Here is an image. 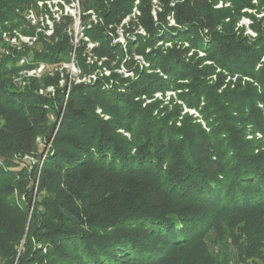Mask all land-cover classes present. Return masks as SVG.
Instances as JSON below:
<instances>
[{
	"label": "trees",
	"instance_id": "trees-1",
	"mask_svg": "<svg viewBox=\"0 0 264 264\" xmlns=\"http://www.w3.org/2000/svg\"><path fill=\"white\" fill-rule=\"evenodd\" d=\"M33 1L0 0L1 46L8 26L35 34L23 13ZM218 1L79 0L80 24L99 43L76 50L80 66L111 74L75 84L68 97L57 85L54 95L13 89L23 66L1 55L0 182L14 179L26 194L0 201L3 264H264V19L246 12L255 37L238 26L242 9L264 0H232L234 9H216ZM74 23L62 15L53 34H41L35 61L69 59ZM120 29L125 44L113 42ZM168 90L176 97L162 105L155 94ZM61 107L54 154L39 169L24 156H40L41 132L10 115L3 123V111H31L49 126Z\"/></svg>",
	"mask_w": 264,
	"mask_h": 264
},
{
	"label": "rangeland",
	"instance_id": "rangeland-1",
	"mask_svg": "<svg viewBox=\"0 0 264 264\" xmlns=\"http://www.w3.org/2000/svg\"><path fill=\"white\" fill-rule=\"evenodd\" d=\"M44 0H36L31 2L30 6L23 10L26 25L31 26L35 29V34L30 35L21 27H7L3 33V43L2 46L0 45V57L1 55H13L18 57V64L23 66V69L16 75L11 78V87L15 90L19 91H30V88H34L38 91L39 94H48L54 95L56 93L55 87H60L64 89L65 97H68V93L70 92L71 88L78 83L86 82V83H94L98 80V78L103 76H108L111 74V71L107 70L106 68H96L90 69L88 71H83L80 66V62L76 55V50L82 46L84 42H87V47L85 52L91 51L92 48L99 45L98 42L92 41L91 38L85 34L84 27L81 23V8L80 3L78 0H51L50 3L43 2ZM156 1V0H154ZM43 2V3H41ZM138 2V0H137ZM253 3L258 4V0H253ZM232 0H219L215 4L216 9H234L232 5ZM48 6V7H47ZM34 13L35 17H32L31 14ZM252 13L258 19H264V7L262 8H244L242 9V15L238 20V26H244V32L249 34L253 37L258 35V31L253 27V18L250 15L246 14ZM89 13L91 14V19L95 22H98L99 17L94 10H90ZM138 13L137 8H134V13ZM72 15L75 18V23L70 28V34L73 35V43H72V50H71V57L65 60H55L53 62H49L46 60H39L35 61L33 50L40 49L41 44L38 42L39 36L41 34L51 35L55 30V23L58 21L62 15ZM58 16L60 18H58ZM129 20V17L124 21L126 22ZM171 24H175L174 18L171 16L170 18ZM229 20V18H226ZM263 27V23H262ZM29 28V27H28ZM221 28V27H220ZM114 43H127L126 36L124 34V30H119V35L115 39H113ZM171 45V42H165V47ZM26 48H30V53L27 54H18V52L24 51ZM32 50V52H31ZM192 53V52H191ZM190 53V54H191ZM199 54L202 56L205 54V51H200ZM86 56V63L88 64H95L97 62L98 56H93L92 53H87ZM137 58L141 59V56H137ZM145 63L144 60H142ZM95 62V63H94ZM210 62V61H209ZM102 64V61L98 62L97 65ZM147 66L148 63H145ZM117 71L122 73L125 77H133V71L126 70L124 66L118 68ZM51 77H55L54 79L58 78V83L51 84L48 83L51 81ZM57 85V86H56ZM123 86L120 90H124ZM165 94L162 92H157L155 96L157 98L163 99V104L168 103L171 100V97H176V91L168 90ZM145 98V96H144ZM152 100L149 98H145V104L151 102ZM182 102V101H179ZM45 107L47 109H52L51 103H46ZM64 107V106H63ZM61 107V111L57 113H53L50 111L49 117V126H53L52 133L49 137L45 136L46 132L48 131L49 126H42L35 122V118L33 113L30 111L26 112H18V115L13 117V111L4 110L2 114V122L5 123V117L11 116L13 121L15 120L16 123L22 124L26 127L31 129H35L38 132H41L37 135L36 142L39 147L38 152L40 153L39 157H35L32 154H25V159L27 161L38 163L39 169L43 165L45 158L54 154V142L55 138L57 137L58 129L61 126L64 108ZM185 111H190L191 113H195L198 115L195 109L185 108ZM96 112L104 117L105 119H109L110 115L106 114L102 111L101 107L96 109ZM32 113V114H31ZM119 131L124 132V129H119ZM126 135L131 136L130 133L127 131L124 132ZM261 137V135L259 136ZM29 167L31 166L28 165ZM12 183V184H10ZM13 185V186H10ZM32 199H31V206L29 209V217L28 221L31 219V214L33 212L35 201L37 198V190L36 188L32 191ZM22 199H26L25 190L18 188L17 182L14 179H6L5 181L0 182V201L3 205H7L8 203H21ZM28 230V229H27ZM25 238L22 240V244L20 249L22 248L23 243L25 242ZM215 250H218V247L215 246ZM3 259L0 257V264H3ZM230 264H236L233 261Z\"/></svg>",
	"mask_w": 264,
	"mask_h": 264
},
{
	"label": "built area",
	"instance_id": "built-area-1",
	"mask_svg": "<svg viewBox=\"0 0 264 264\" xmlns=\"http://www.w3.org/2000/svg\"><path fill=\"white\" fill-rule=\"evenodd\" d=\"M50 1H51V0H46V2H48V3H50ZM78 1H79V0H78ZM43 2H45V1H43ZM43 2H41V3H43ZM31 16H32V17H35V15H34L33 12H32V14H31ZM58 18H60V17L58 16Z\"/></svg>",
	"mask_w": 264,
	"mask_h": 264
}]
</instances>
